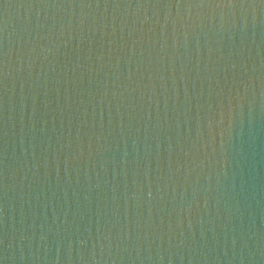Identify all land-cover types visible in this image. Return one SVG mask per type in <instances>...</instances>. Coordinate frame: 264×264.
<instances>
[{
  "label": "water",
  "instance_id": "1",
  "mask_svg": "<svg viewBox=\"0 0 264 264\" xmlns=\"http://www.w3.org/2000/svg\"><path fill=\"white\" fill-rule=\"evenodd\" d=\"M0 264H264V5L0 0Z\"/></svg>",
  "mask_w": 264,
  "mask_h": 264
},
{
  "label": "snow or ice",
  "instance_id": "2",
  "mask_svg": "<svg viewBox=\"0 0 264 264\" xmlns=\"http://www.w3.org/2000/svg\"><path fill=\"white\" fill-rule=\"evenodd\" d=\"M73 6H75L76 0H71ZM98 2V0H97ZM109 4L113 3V0H107ZM125 0H114V6L120 7L121 3ZM139 6H148L156 8H172V7H256L257 4L264 5V0H136ZM82 6L86 5V0H81ZM57 5L60 6V0H57ZM2 55V54H0ZM6 63L0 58V72H2L3 65Z\"/></svg>",
  "mask_w": 264,
  "mask_h": 264
}]
</instances>
